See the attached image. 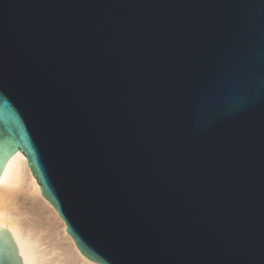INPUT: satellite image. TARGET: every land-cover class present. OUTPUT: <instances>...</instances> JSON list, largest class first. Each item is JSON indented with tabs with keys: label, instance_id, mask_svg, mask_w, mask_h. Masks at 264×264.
<instances>
[{
	"label": "water",
	"instance_id": "95a60500",
	"mask_svg": "<svg viewBox=\"0 0 264 264\" xmlns=\"http://www.w3.org/2000/svg\"><path fill=\"white\" fill-rule=\"evenodd\" d=\"M18 149L98 264H264V0H0Z\"/></svg>",
	"mask_w": 264,
	"mask_h": 264
},
{
	"label": "bare ground",
	"instance_id": "6f19581e",
	"mask_svg": "<svg viewBox=\"0 0 264 264\" xmlns=\"http://www.w3.org/2000/svg\"><path fill=\"white\" fill-rule=\"evenodd\" d=\"M38 183L18 149L6 160L0 180V227L12 231L22 264H98L78 250Z\"/></svg>",
	"mask_w": 264,
	"mask_h": 264
},
{
	"label": "snow or ice",
	"instance_id": "6c2138e0",
	"mask_svg": "<svg viewBox=\"0 0 264 264\" xmlns=\"http://www.w3.org/2000/svg\"><path fill=\"white\" fill-rule=\"evenodd\" d=\"M5 230H7V229L4 227H0V231H5Z\"/></svg>",
	"mask_w": 264,
	"mask_h": 264
}]
</instances>
